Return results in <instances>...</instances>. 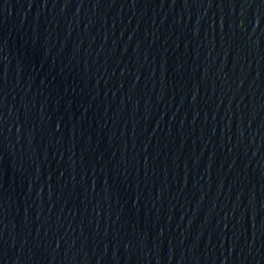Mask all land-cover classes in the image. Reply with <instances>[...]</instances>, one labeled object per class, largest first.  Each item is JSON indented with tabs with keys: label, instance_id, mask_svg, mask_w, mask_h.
Wrapping results in <instances>:
<instances>
[{
	"label": "water",
	"instance_id": "obj_1",
	"mask_svg": "<svg viewBox=\"0 0 264 264\" xmlns=\"http://www.w3.org/2000/svg\"><path fill=\"white\" fill-rule=\"evenodd\" d=\"M0 264H264V0H0Z\"/></svg>",
	"mask_w": 264,
	"mask_h": 264
}]
</instances>
